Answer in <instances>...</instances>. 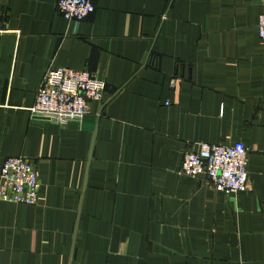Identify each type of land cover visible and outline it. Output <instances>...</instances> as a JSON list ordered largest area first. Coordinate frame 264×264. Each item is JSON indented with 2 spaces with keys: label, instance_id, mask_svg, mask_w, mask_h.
<instances>
[{
  "label": "crops",
  "instance_id": "1",
  "mask_svg": "<svg viewBox=\"0 0 264 264\" xmlns=\"http://www.w3.org/2000/svg\"><path fill=\"white\" fill-rule=\"evenodd\" d=\"M7 0L0 170L27 158L35 206L0 202V264H264V0ZM51 67L104 80L66 125L29 109ZM179 80L172 86V79ZM249 149L248 191L181 172L201 143Z\"/></svg>",
  "mask_w": 264,
  "mask_h": 264
},
{
  "label": "built area",
  "instance_id": "2",
  "mask_svg": "<svg viewBox=\"0 0 264 264\" xmlns=\"http://www.w3.org/2000/svg\"><path fill=\"white\" fill-rule=\"evenodd\" d=\"M6 1L0 0V27L6 16ZM57 10L70 20L83 21L93 10V0H59ZM258 33L264 42V13L259 17ZM171 83L177 87L179 80L172 79ZM106 90L105 81L94 73L51 67L29 112L33 118L66 125L87 116L90 103L102 101ZM248 155L249 149L241 142L201 143L198 150L184 155L181 172L193 178L205 176L207 183L217 191L237 196L248 191ZM40 188L39 172L27 158L13 157L4 161L0 170V202L35 206Z\"/></svg>",
  "mask_w": 264,
  "mask_h": 264
}]
</instances>
